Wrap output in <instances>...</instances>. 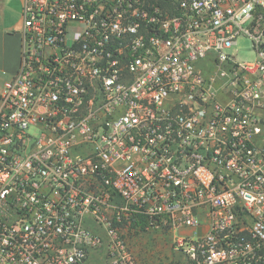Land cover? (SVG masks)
Here are the masks:
<instances>
[{
  "label": "built area",
  "instance_id": "1",
  "mask_svg": "<svg viewBox=\"0 0 264 264\" xmlns=\"http://www.w3.org/2000/svg\"><path fill=\"white\" fill-rule=\"evenodd\" d=\"M140 229L264 264V0H23L0 264H144Z\"/></svg>",
  "mask_w": 264,
  "mask_h": 264
},
{
  "label": "rangeland",
  "instance_id": "2",
  "mask_svg": "<svg viewBox=\"0 0 264 264\" xmlns=\"http://www.w3.org/2000/svg\"><path fill=\"white\" fill-rule=\"evenodd\" d=\"M241 61L254 60L256 51L249 38L241 37L232 49ZM6 76V77H5ZM10 77L0 72V88ZM134 245L138 257L144 264H193L173 248L174 235L169 231L136 230Z\"/></svg>",
  "mask_w": 264,
  "mask_h": 264
},
{
  "label": "crops",
  "instance_id": "3",
  "mask_svg": "<svg viewBox=\"0 0 264 264\" xmlns=\"http://www.w3.org/2000/svg\"><path fill=\"white\" fill-rule=\"evenodd\" d=\"M22 19L23 0H0V72L9 77L20 67Z\"/></svg>",
  "mask_w": 264,
  "mask_h": 264
}]
</instances>
